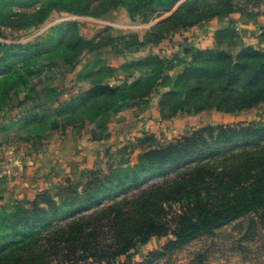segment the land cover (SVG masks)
Returning a JSON list of instances; mask_svg holds the SVG:
<instances>
[{
	"label": "trees",
	"instance_id": "trees-1",
	"mask_svg": "<svg viewBox=\"0 0 264 264\" xmlns=\"http://www.w3.org/2000/svg\"><path fill=\"white\" fill-rule=\"evenodd\" d=\"M180 1L17 0L29 3L32 11L13 10L8 18L1 13L0 20L18 18L35 27L53 12L97 15L124 2L130 3L135 15L144 13L141 18L148 19L171 12ZM194 1L187 0L155 30L184 9L191 11ZM233 1L227 10L201 17L174 33L233 12ZM67 28L60 33L64 50L56 59L63 70L72 72L84 52L94 53L100 47L79 35L75 23ZM167 37L154 30L142 41L134 35L122 37L123 48L117 51L124 55L155 48ZM235 38L233 32L224 31L217 37L216 49L186 50L183 58L172 60L153 55L125 63L119 70L124 81H131L121 86L110 84L118 69L96 60L77 77L87 80V90L62 103L56 96L52 101L58 104V113L30 110L26 120L45 126L37 137L40 142L68 127L83 129L86 123H94L97 133L105 132L112 113L161 90L159 112L174 99L187 100L174 106L170 116L204 109L225 113L249 109L264 103V34L263 47L238 54L232 53ZM47 50L41 43L0 44V119L13 97L35 91L39 72L32 58ZM143 69L144 76L137 77ZM172 70L174 75L166 74ZM163 80L168 81L164 86ZM28 98L26 94L19 100L17 108L25 107ZM212 98L214 103H207ZM191 100L205 102L192 107ZM104 171L82 173L79 183L66 181L54 196L43 192L32 203L0 207V264H134L132 251L152 238L171 237L163 248L167 250L250 214L264 228V126H208L145 152L134 166Z\"/></svg>",
	"mask_w": 264,
	"mask_h": 264
},
{
	"label": "rangeland",
	"instance_id": "rangeland-1",
	"mask_svg": "<svg viewBox=\"0 0 264 264\" xmlns=\"http://www.w3.org/2000/svg\"><path fill=\"white\" fill-rule=\"evenodd\" d=\"M186 2L187 0H181L171 12L155 14L148 19L141 18L144 13L137 12L139 15H135L130 3L124 2L116 7H110L105 12L97 15L53 12L44 23L35 27H27L30 22H25L18 18L0 20V44L35 45L36 43H41L48 46V50L39 53L38 58L36 57L37 55L32 58L36 63L35 69L39 72V77L35 80L37 83L35 91L32 93H21L17 98L13 97L9 105L1 113L0 127L3 126L12 130V135L18 144L16 148L23 153L27 151L37 152L39 149L43 150L45 144H43V141L40 142L37 137L45 126L31 125L30 120H26L27 111L41 112L44 115L56 113L59 111V107L53 103V98L60 96V101L64 97L60 101L62 103L66 99L76 96V92L79 90L78 85L88 86V82L85 79H77L75 81L77 86L74 85L75 83L71 82V79L76 72L73 74V71L66 72L56 59L58 55H61V51L64 50V45L60 40V33L68 30V23H75L79 35L85 40L91 41L92 46L100 47L94 53L84 52L82 54L83 56L79 59L80 61L75 69L78 72H83L85 65L97 60L96 56L114 58L116 55H121L117 50L123 48V44L119 43L122 37L127 38L134 35L139 41H142L143 39L140 40L141 35H147L153 30L157 35L170 36L183 25L192 23L215 11L227 10L230 0H195L190 5V7L193 6L191 11L187 10V8L184 9L176 19L155 30V27L169 19ZM13 10L30 13L32 7L27 2L18 4L17 0H0V14L2 13L4 17L8 18L11 17L10 14L13 13ZM262 49L264 50V48ZM107 64L110 65L108 61ZM115 64H118L116 60ZM19 65L22 66L23 64L20 63ZM145 70L143 69L141 73L137 74V77L144 76L143 72ZM175 71L172 70L166 72V74L172 76ZM125 81L123 74V79L115 81L111 85L121 86ZM130 81L127 80L126 82ZM167 83V80H163L161 84L164 86ZM163 91L161 90L158 94L157 103L160 102ZM26 94L29 95L27 104L25 107L17 108L18 101L24 100ZM213 100L214 98L212 100L209 99L207 103H214L212 102ZM180 101L187 100L174 99L170 105L164 107V109L162 108L160 112L163 119L159 123L153 121L154 123L149 126L147 131H131L124 135L114 136V138L116 137L113 140L115 145L103 148L98 157L94 159L97 167H70L71 178L68 182L79 183L82 173L87 174L99 170H105L104 173H107L109 169L122 165L123 167L134 166L138 162L139 157L145 152L158 147H165L174 140L208 126H238L251 123L264 126V103H259L239 112L225 113L215 109H204L199 112H177L174 116H170L173 112V107L179 105ZM203 103L200 104V101L191 100L188 104L192 107H200L204 105ZM150 105L149 102L139 105L136 112L131 114L133 117L129 116V118L135 120L138 113L149 110ZM115 113L110 115V118L112 117L110 120L120 123L121 117H113ZM118 123L114 122V125ZM95 129L93 125L88 126L84 130L83 135H88ZM136 129L137 126L135 125L131 130ZM104 134V131H98L93 137H103ZM0 141H3L2 136H0ZM81 168L83 169L80 171ZM61 177L63 176L61 175ZM30 178L31 176H29ZM45 178H48V183L55 182L53 174L44 170H39V173L31 178V182L41 185ZM20 180L18 181L19 184ZM57 191L58 189L55 187L47 193L54 196ZM41 194L43 192L33 197L30 196V199H24L20 201V204L32 203L34 198ZM12 206L5 208L11 209ZM171 240V237L152 238L147 245H137L135 250L132 251L133 263L264 264V228L261 227L253 214L239 218L215 230L211 235H202L176 247L164 250V246Z\"/></svg>",
	"mask_w": 264,
	"mask_h": 264
},
{
	"label": "crops",
	"instance_id": "crops-1",
	"mask_svg": "<svg viewBox=\"0 0 264 264\" xmlns=\"http://www.w3.org/2000/svg\"><path fill=\"white\" fill-rule=\"evenodd\" d=\"M233 4L235 8L233 12L215 16L174 33L155 48L147 46L137 52L124 54V56L116 55L114 58L96 56V58L97 60L108 61L110 67L118 69L115 80L110 83L112 84L123 79V73L119 69L125 63L142 60L153 55L172 60L183 58L186 50L196 52L216 49L217 37L224 31L233 32L236 36L232 48L233 54H238L246 48L263 47L261 36L264 34V0H234ZM145 36L142 34L140 40ZM115 60L118 64H115ZM75 72L74 79H71V82L74 83L82 73L74 69L72 74ZM78 86L79 90L76 95L88 89L87 85ZM157 97L158 94L140 102H132L119 110L113 117H121L120 123L114 121L118 123L114 125V122L110 120L112 117L109 118L103 137H93L96 129L88 135H83L88 126L93 125L95 128L94 123H86L83 129L68 127L63 132L51 134L43 141L45 144L43 150L39 149L37 152L27 151L23 153L18 150L16 148L17 141L15 142L10 128L1 132L0 136H2L3 141H0V207H10L16 202L30 199V196L48 192L55 187L59 189L71 178L70 167H97L94 159L98 157L103 148L115 145L113 140L116 137L114 138V136L124 135L131 131L137 132L138 130L145 132L151 124L159 123L163 119L159 112V103L156 102ZM147 102L151 104L149 110H145V113H138L137 118L133 119L134 121L129 118L132 116L131 114L136 112L139 105ZM53 103L58 106L56 102ZM135 125L137 129L131 130ZM39 170L53 174L55 182L48 183V178L43 179L41 185L31 182V178L35 177ZM29 176H31L30 179ZM19 180L21 185L18 183Z\"/></svg>",
	"mask_w": 264,
	"mask_h": 264
}]
</instances>
